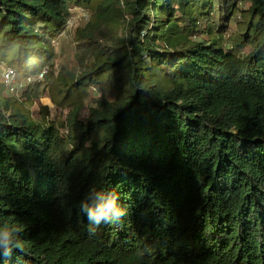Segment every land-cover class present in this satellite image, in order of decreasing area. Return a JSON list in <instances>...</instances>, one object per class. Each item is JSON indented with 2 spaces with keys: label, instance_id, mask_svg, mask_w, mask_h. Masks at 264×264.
<instances>
[{
  "label": "trees",
  "instance_id": "16d2710c",
  "mask_svg": "<svg viewBox=\"0 0 264 264\" xmlns=\"http://www.w3.org/2000/svg\"><path fill=\"white\" fill-rule=\"evenodd\" d=\"M0 64V264H264V0H0Z\"/></svg>",
  "mask_w": 264,
  "mask_h": 264
},
{
  "label": "clouds",
  "instance_id": "9594fccd",
  "mask_svg": "<svg viewBox=\"0 0 264 264\" xmlns=\"http://www.w3.org/2000/svg\"><path fill=\"white\" fill-rule=\"evenodd\" d=\"M91 201V203H89ZM82 211L86 213L89 225L99 226L102 223H117L126 215V209L118 204L115 192L93 188L85 197ZM19 229L7 223L0 226V247L4 255L9 256L13 250L20 248Z\"/></svg>",
  "mask_w": 264,
  "mask_h": 264
},
{
  "label": "built area",
  "instance_id": "2783aa9c",
  "mask_svg": "<svg viewBox=\"0 0 264 264\" xmlns=\"http://www.w3.org/2000/svg\"><path fill=\"white\" fill-rule=\"evenodd\" d=\"M87 20V16L80 13L79 11L74 14L72 22L69 24L66 32L72 31L74 27L81 25ZM0 79L1 82L9 89L10 93L20 95L25 90L28 89L33 83L43 80L44 73L32 76L21 78L20 74L13 68L7 67L4 64H0ZM94 92H97L94 90Z\"/></svg>",
  "mask_w": 264,
  "mask_h": 264
},
{
  "label": "rangeland",
  "instance_id": "374dc122",
  "mask_svg": "<svg viewBox=\"0 0 264 264\" xmlns=\"http://www.w3.org/2000/svg\"><path fill=\"white\" fill-rule=\"evenodd\" d=\"M79 12L82 13V14H84L85 16H87V13L85 11L80 10ZM79 28H80V25H78L77 27H74V29L71 32L70 31L69 32H66L67 33V36L64 35L65 37H63V39L65 41H64L62 47L58 46V43L55 44L56 49L58 48V50H59V58H58L59 62H61L63 59L66 58L65 52L64 51L62 52L63 48L66 47V49L68 50L69 53L72 52L73 46H74L75 31H77ZM58 69H61V68H58ZM20 77L21 78H24L25 76H23V75L20 74ZM93 94H96V92L93 91ZM39 103L48 106L50 108V110H53V108H54V104H53L51 98L48 97V96L43 97L40 101H36V106L39 105ZM86 116H87V113H84L82 115V118H85Z\"/></svg>",
  "mask_w": 264,
  "mask_h": 264
}]
</instances>
